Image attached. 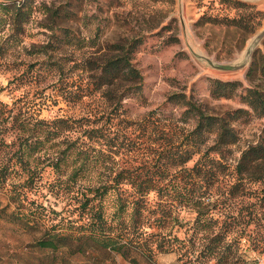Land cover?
Wrapping results in <instances>:
<instances>
[{
  "label": "rangeland",
  "instance_id": "rangeland-1",
  "mask_svg": "<svg viewBox=\"0 0 264 264\" xmlns=\"http://www.w3.org/2000/svg\"><path fill=\"white\" fill-rule=\"evenodd\" d=\"M24 1L0 0V101L9 107L21 94H29V98L34 94L39 111L30 113L40 119L112 112L117 118L114 124L121 128V120L141 122L150 111L174 122L181 120L183 107L168 101L173 94L196 102L209 114L245 108L237 98L212 99L209 81L237 80L247 85L249 48L264 29V0H237L247 8L237 7L229 0H27L23 9L28 14L27 21H17L20 26L12 28V15ZM124 40L138 41L132 65L142 77L139 94L131 92L118 106L99 99L98 94L78 106L52 103L51 97L58 90L91 83V70L108 59L109 46ZM262 49V43H258L256 50ZM23 72L37 74V84L14 89L18 83L11 82ZM184 126L192 128L193 121ZM233 128L238 141L226 154L232 168L240 153L255 144L264 132V117L250 114L246 120L236 121ZM127 134L133 139L136 136L131 129ZM13 138L8 136L7 140ZM146 144L157 152L162 150L160 144L164 141ZM156 156L149 155L148 161L156 160ZM117 160L118 165L133 168L140 167L143 159L134 153ZM47 163L41 159L32 164V168L43 169L32 184L24 185L26 175L12 176L0 184V264H132L115 252L86 240H74L86 233L80 228L82 214L77 210V190L91 182L83 179L76 187H69L66 178L54 173ZM232 168L217 175L218 182L200 185L209 194L202 199L204 204L223 207L227 222L235 218L237 226L229 235L224 252L228 259L191 264H250L264 253V203L255 193L261 185L240 186L232 197L228 193L234 184V179L228 177ZM92 175L89 172L87 178ZM194 217V210L182 208L178 215L181 226L175 225L171 234L182 241L178 246L185 245L183 251H194L195 256L200 243L193 245L185 231ZM54 235L66 239L54 240L57 248L38 245ZM68 244L69 248L61 247ZM78 247L84 252L78 253ZM135 257L138 264H183L177 251L155 254L152 260L137 254Z\"/></svg>",
  "mask_w": 264,
  "mask_h": 264
},
{
  "label": "trees",
  "instance_id": "trees-1",
  "mask_svg": "<svg viewBox=\"0 0 264 264\" xmlns=\"http://www.w3.org/2000/svg\"><path fill=\"white\" fill-rule=\"evenodd\" d=\"M26 1L16 6L12 28L27 21L28 14L23 11ZM228 2L249 7L237 0ZM138 46L137 40L110 45L108 59L91 70L92 82L85 87L74 85L75 89L58 90L51 97L52 103L58 105L61 101L78 106L98 94L99 99L118 106L131 92L139 94L142 77L132 65V54ZM262 47L253 52L245 75L247 85L237 80L209 81L212 99L237 98L245 107L219 115L209 114L196 102L173 94L168 101L183 107L181 120L174 122L150 111L141 122L121 120L124 123L121 128L114 124L117 118L112 112L40 119L39 115L30 113L39 111L34 94L31 98L29 94H21L11 107L0 101V184L12 176L25 175L24 185L32 184L43 170L35 165L43 159L54 173L66 178L69 187H76L83 179L91 182L77 190V210L82 214L80 228L86 233L74 240H86L119 254L132 264H138L135 254L152 260L155 254L175 251L183 264L227 260L224 252L227 239L237 226L235 218L227 222L223 207L204 204L202 199L209 194L200 185L218 182L220 173L232 168L226 154L238 141L234 123L246 120L250 114L264 117V42ZM11 83H18L14 89L37 84V74L23 72ZM124 84L127 85L124 87ZM190 120L193 127L186 129L184 125ZM130 129L136 134L134 139L130 136L132 133L127 134ZM8 136L14 137L13 140L8 141ZM157 140L164 141L160 144L162 150L152 152L151 145L146 143ZM134 153L142 156L140 167L118 165V157ZM149 155H157L156 160L148 161ZM195 156L198 158L188 168ZM234 162L228 176L234 179L229 195L235 197L240 186L259 184L261 188L254 192L264 203V132ZM89 172L94 176L87 178ZM182 208L195 211V217L185 228L193 245L200 243L201 249L195 256L194 251H183L185 245L178 246L182 241L171 234L175 225L181 226L178 215ZM65 239L54 235L50 240L39 241L38 245L57 248L53 241ZM77 252L82 253L84 249L78 247ZM250 264H256V258Z\"/></svg>",
  "mask_w": 264,
  "mask_h": 264
},
{
  "label": "water",
  "instance_id": "water-1",
  "mask_svg": "<svg viewBox=\"0 0 264 264\" xmlns=\"http://www.w3.org/2000/svg\"><path fill=\"white\" fill-rule=\"evenodd\" d=\"M264 42V29L263 32L261 34H259L258 36H256V38L254 39L251 47L249 48V53L251 56V60H252V56H253V52L256 50V46L258 45V43H262ZM251 62V61H250Z\"/></svg>",
  "mask_w": 264,
  "mask_h": 264
},
{
  "label": "built area",
  "instance_id": "built-area-1",
  "mask_svg": "<svg viewBox=\"0 0 264 264\" xmlns=\"http://www.w3.org/2000/svg\"><path fill=\"white\" fill-rule=\"evenodd\" d=\"M256 264H264V254L256 257Z\"/></svg>",
  "mask_w": 264,
  "mask_h": 264
}]
</instances>
